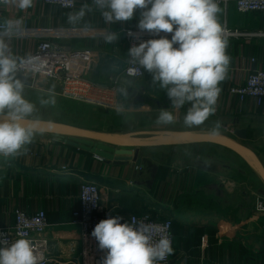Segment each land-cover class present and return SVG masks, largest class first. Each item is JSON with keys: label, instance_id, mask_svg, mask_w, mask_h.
Segmentation results:
<instances>
[{"label": "crops", "instance_id": "obj_1", "mask_svg": "<svg viewBox=\"0 0 264 264\" xmlns=\"http://www.w3.org/2000/svg\"><path fill=\"white\" fill-rule=\"evenodd\" d=\"M84 5L91 11L85 9L83 17L70 21L69 16H77ZM0 10L4 23L21 21L14 25V35L4 37L10 55L26 59L37 53L45 39L65 49L92 51V59L82 70L84 78L120 90L121 109L106 106L119 112L110 124L104 128L70 125L140 138L155 133L218 134L250 148L264 166L260 127L264 103L258 105L252 98L241 101L230 93L231 87L244 85L250 74L264 70V35L257 34L264 31L263 13L239 12L232 1L219 16L222 28L252 33L223 36L230 62L226 78L219 85L215 113L207 120L223 125L226 132L221 133L212 128L185 126L184 116L190 105L171 108L167 92L153 84L147 71L136 79L124 75L130 47L121 32L127 27H138L141 10L131 20L117 23H106L101 10L90 0H77L72 9L42 0L20 9L9 0ZM109 31L119 34L114 43L106 42ZM129 89L132 94H127ZM161 109L173 112V124L156 122ZM236 131H244L246 137H239ZM206 145L224 149L229 155L225 159L208 153L200 156L197 151L193 153L195 157L190 155ZM188 148L197 149L188 152ZM27 149L18 157L0 155V225L12 227L18 209L27 214L46 211L48 226L35 235L61 244L48 264H66V258L79 253V226L74 222L73 211L79 207L80 184L84 179L98 182L109 203L123 211H153L161 217H171L173 263L264 264V213L255 209L256 200L264 196V181L244 159L226 147L207 142L142 147L135 149L134 158L123 165L107 162L90 151L42 133L34 137ZM138 158L150 159L156 171L137 168Z\"/></svg>", "mask_w": 264, "mask_h": 264}, {"label": "clouds", "instance_id": "obj_2", "mask_svg": "<svg viewBox=\"0 0 264 264\" xmlns=\"http://www.w3.org/2000/svg\"><path fill=\"white\" fill-rule=\"evenodd\" d=\"M9 0H0L8 3ZM20 9L32 6L33 0H13ZM106 23L129 21L139 9L138 28L157 36L133 45L128 51L130 62L152 76L153 84L167 92L172 107L179 109L189 104L184 116L187 127L204 124L215 113L225 80L230 57L226 54L227 41L218 22L220 11L216 0H93ZM84 5L73 21L85 15ZM21 21L8 20L0 33V155H24L34 137L42 131L40 122L30 119L36 106L24 96L25 83L17 73L24 58L9 54L4 37L15 34L14 25ZM118 33L108 32L106 42L114 43ZM131 35V33H130ZM55 103V99L41 100V104ZM158 124H173L175 115L161 109ZM115 216L101 220L91 233L101 251L106 250L100 264H158L173 252L167 237L153 241L152 229L143 222H121ZM6 243V241H5ZM45 257L26 238L16 239L0 247V264H44Z\"/></svg>", "mask_w": 264, "mask_h": 264}, {"label": "built area", "instance_id": "obj_3", "mask_svg": "<svg viewBox=\"0 0 264 264\" xmlns=\"http://www.w3.org/2000/svg\"><path fill=\"white\" fill-rule=\"evenodd\" d=\"M34 1V0H33ZM45 3L58 5L65 9H72L77 0H42ZM93 2V0H90ZM234 1L236 8L242 13L260 12L264 14V0H216L221 15L222 9H227ZM5 3H0V7ZM3 12L0 10V33L5 29L2 20ZM223 36H247L252 33L223 28ZM131 33V35H130ZM264 35V31L257 33ZM171 33L161 32L159 36L147 31H140L138 27H127L122 30L121 37L129 44V47L138 45L142 41L167 36L171 39ZM93 52L80 49H65L57 46L52 41L43 40L36 54L27 57L25 63L18 68V77L30 88L43 89L49 83H56L60 86V93L65 98L80 100L88 103L104 104V106L121 109L120 90L117 87L96 85L84 78L82 70L92 59ZM145 71L128 59L124 75L130 79L142 77ZM230 93L239 97L241 101L252 98L258 105L264 103V70L249 75L246 83L242 86L231 87ZM234 130L230 129L233 134ZM138 168V167H137ZM107 190V189H106ZM105 191L96 181L82 180L80 184V204L73 211L74 222L79 226L80 250L77 255L65 259L66 264H100L102 257L106 254L98 247V242L91 233L97 223L109 217L120 216L123 222L138 224L143 222L152 229L153 241L161 237H167L172 242L174 250L173 220L169 216L161 217L153 211L135 213L119 209V206L110 204L105 197ZM257 212L264 213V197L258 198L255 203ZM15 223L12 227L0 225V247L8 246L16 239L26 238L33 242L37 251L42 252L44 264L54 258V250L61 248L58 241H50L45 237H37L35 234L48 226L47 213L44 210L34 214H27L23 210H16L14 213ZM6 241V243H5ZM173 254V252H172ZM172 254L158 264H179L173 263Z\"/></svg>", "mask_w": 264, "mask_h": 264}, {"label": "water", "instance_id": "obj_4", "mask_svg": "<svg viewBox=\"0 0 264 264\" xmlns=\"http://www.w3.org/2000/svg\"><path fill=\"white\" fill-rule=\"evenodd\" d=\"M133 89V88H132ZM129 89L127 94H132ZM142 100L141 97H137ZM35 119V118H30ZM40 122L42 131L40 133L50 135L53 139L62 141L68 145L84 149L96 154L118 165H123L134 158L135 149L142 147H158L167 145H177L184 143H213L226 147L244 159L263 179L264 166L259 158L250 148L233 142L231 139L218 134L200 133H155L146 138L133 135H119L93 131L64 122H57L45 119H35ZM204 128H212L221 133L226 132V128L215 121H205L199 125ZM264 139V119L260 122ZM239 137H246L244 131H236ZM138 168H152L156 171V166L148 158H138L136 160ZM154 176V174H153Z\"/></svg>", "mask_w": 264, "mask_h": 264}, {"label": "rangeland", "instance_id": "obj_5", "mask_svg": "<svg viewBox=\"0 0 264 264\" xmlns=\"http://www.w3.org/2000/svg\"><path fill=\"white\" fill-rule=\"evenodd\" d=\"M24 96L36 106V111L31 117L35 119L80 124L93 128H104L107 124L111 123L114 115L119 113L107 108L104 104L101 105L95 102L87 104L84 101L65 98L60 93L59 84L56 83H49L43 89H33L25 84ZM52 98L55 99L54 104H41V100H50ZM193 149L188 148L187 151L190 152ZM194 151L199 152L200 156L208 153L221 159H225L227 157L226 155H229L226 150L216 146L211 147L206 145L205 147L198 148V150H193L190 152L192 157H195L193 154ZM187 160H191V158Z\"/></svg>", "mask_w": 264, "mask_h": 264}, {"label": "bare ground", "instance_id": "obj_6", "mask_svg": "<svg viewBox=\"0 0 264 264\" xmlns=\"http://www.w3.org/2000/svg\"><path fill=\"white\" fill-rule=\"evenodd\" d=\"M100 185V184H99Z\"/></svg>", "mask_w": 264, "mask_h": 264}]
</instances>
